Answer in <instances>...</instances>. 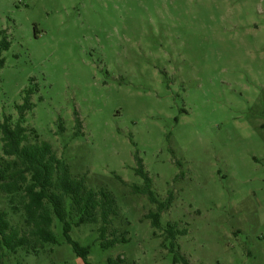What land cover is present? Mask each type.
<instances>
[{"label": "rangeland", "instance_id": "obj_1", "mask_svg": "<svg viewBox=\"0 0 264 264\" xmlns=\"http://www.w3.org/2000/svg\"><path fill=\"white\" fill-rule=\"evenodd\" d=\"M2 38L0 123L31 87L24 125L126 221L127 242L108 249L97 225L71 228L91 264H264V0H0ZM139 160L172 199L157 230L156 205L133 191ZM51 229L56 244L4 264H82L58 219Z\"/></svg>", "mask_w": 264, "mask_h": 264}, {"label": "trees", "instance_id": "obj_2", "mask_svg": "<svg viewBox=\"0 0 264 264\" xmlns=\"http://www.w3.org/2000/svg\"><path fill=\"white\" fill-rule=\"evenodd\" d=\"M7 48L8 42L2 38L0 52ZM2 65L3 59H0ZM23 92V104L16 106L17 118L12 121L5 117L0 123L2 155L11 158L0 162V192L9 197L11 213L20 214L23 222L20 228L12 226L8 212L0 210V264H4L7 254H15L18 249L36 254L45 243L56 244L51 229L53 218L60 222L64 240L82 264H91L87 259L89 247L81 246L70 238L71 228L82 224L97 225L99 246L108 249L117 243L127 242V231L121 230L126 221L115 225L114 222L120 218L112 194L104 188H88L84 178L72 177L68 165L56 156L51 145L42 141L33 128L24 125V113L32 108L29 101L32 88ZM76 121L79 123L78 119ZM58 126L62 131V124ZM135 173L143 178L144 186H133V191L145 195L150 203L156 205V211L148 213L147 218L157 230L160 228V214L168 210L172 199L158 201L140 160ZM116 178L125 184L121 178ZM167 227L168 234L174 239V226L168 224ZM176 254L178 256H172L174 263L180 260L187 264L184 257L178 252ZM106 264H123V258H108Z\"/></svg>", "mask_w": 264, "mask_h": 264}]
</instances>
